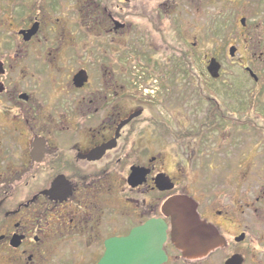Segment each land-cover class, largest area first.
Returning a JSON list of instances; mask_svg holds the SVG:
<instances>
[{
  "label": "flooded vegetation",
  "instance_id": "flooded-vegetation-1",
  "mask_svg": "<svg viewBox=\"0 0 264 264\" xmlns=\"http://www.w3.org/2000/svg\"><path fill=\"white\" fill-rule=\"evenodd\" d=\"M229 15L225 58L186 37ZM184 74L227 93L193 132L166 112ZM226 129L264 149V0H0V264H137L153 220L158 264H264V165L253 199L249 175L206 190L169 165L170 135Z\"/></svg>",
  "mask_w": 264,
  "mask_h": 264
},
{
  "label": "rangeland",
  "instance_id": "rangeland-1",
  "mask_svg": "<svg viewBox=\"0 0 264 264\" xmlns=\"http://www.w3.org/2000/svg\"><path fill=\"white\" fill-rule=\"evenodd\" d=\"M228 7L234 12L241 13V6L238 4H233V8L229 4ZM222 8V6H218V11ZM193 25L196 26L194 32L190 29V26ZM216 25L217 34L212 37L210 33L213 30L205 26L203 21L190 25L186 23V37H191V40L198 37L202 51L225 58L228 56L230 44L233 43L236 34L241 30L239 16L229 15L225 19L218 20ZM242 47L243 45L241 52L244 53ZM204 52L201 56L202 61L204 60ZM225 63L226 66L231 65L226 59ZM183 78V82L178 85H171L167 89L168 109L166 108V112L169 116V125L173 130L176 132L181 130L193 132L208 117L211 103L206 98L212 96L218 98L219 101H224L227 93L222 90V87H216L214 90V86L209 83L200 88L195 82V77L188 76V74H184ZM202 78L207 79L206 76ZM242 83V79L239 80L236 83L238 88L235 87V89H240ZM230 130L232 129L217 130L213 133L207 132L206 137L202 140L188 141L187 153L184 146L181 143L177 144L174 136L170 135L169 150L172 156L169 165L175 173L178 169V163H176L173 154L175 156L178 153L181 156L185 155L184 158L190 161V165L187 163L183 166L184 173L188 176L185 178L186 181H193L196 186H201L202 189L206 190L213 189L214 184L226 186L227 180L232 181L235 185L241 176L249 175V182L251 186L253 185L250 188V197L253 199L257 185L255 181L258 180L261 167L264 165V149L258 147L257 134L237 130L230 134ZM184 152L185 154H182Z\"/></svg>",
  "mask_w": 264,
  "mask_h": 264
},
{
  "label": "water",
  "instance_id": "water-1",
  "mask_svg": "<svg viewBox=\"0 0 264 264\" xmlns=\"http://www.w3.org/2000/svg\"><path fill=\"white\" fill-rule=\"evenodd\" d=\"M251 1H257V0H251ZM215 62V63H214ZM212 66L210 67L211 71H219V63L216 60H213ZM217 74H214V76ZM177 199V198H176ZM175 199V200H176ZM172 200V201H175ZM171 201V202H172ZM170 202V203H171ZM196 222L199 224H202L201 222H199V218L198 216L196 217ZM176 223H178V219H176ZM160 222L153 220L150 221L144 228V230L148 231V233L153 234L152 238L154 244L149 245L148 250H149V255L152 256V258H133L134 260L137 261V264H158L160 259V257H163V255H165V252L162 249V245H163V241L165 239V234L163 231H160L157 229V227H159ZM140 247H139V254H140ZM109 255H114L115 252L113 250V248H111L108 252ZM118 259V260H117ZM120 259H122V261H125L127 258H104L100 264H119Z\"/></svg>",
  "mask_w": 264,
  "mask_h": 264
}]
</instances>
